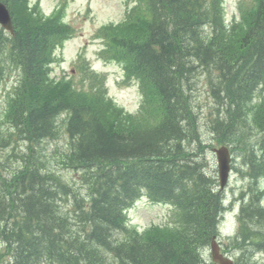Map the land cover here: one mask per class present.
Returning <instances> with one entry per match:
<instances>
[{"label": "trees", "instance_id": "obj_1", "mask_svg": "<svg viewBox=\"0 0 264 264\" xmlns=\"http://www.w3.org/2000/svg\"><path fill=\"white\" fill-rule=\"evenodd\" d=\"M8 1L17 31L7 39L0 31V81L13 72L18 77L0 121V145L24 147L7 155L6 162H17L11 169L0 153V264H209L221 194L207 173L192 91L202 79L209 83L220 105L212 130L223 144H241L234 149L243 162L237 169L258 180L264 174V0H242L239 21L228 26L223 0H133L123 22L101 27L100 55L123 63L127 77L141 84L137 114L118 107L86 65L80 66L85 87L50 77L55 48L74 33L64 7L45 17L39 7L29 13ZM60 137L66 149L55 144L53 157L82 174L85 194L50 166L47 142ZM142 195L173 205V225L142 233L130 226L127 211ZM242 211L252 224L264 220L257 196ZM257 237L244 229L230 239L229 248L242 251L236 264H256L250 256L260 247ZM23 247L31 253L22 254Z\"/></svg>", "mask_w": 264, "mask_h": 264}, {"label": "rangeland", "instance_id": "obj_2", "mask_svg": "<svg viewBox=\"0 0 264 264\" xmlns=\"http://www.w3.org/2000/svg\"><path fill=\"white\" fill-rule=\"evenodd\" d=\"M63 1L68 3L67 19L76 28V35L73 39L66 42L62 49L57 51V55L60 57L61 61L59 64L54 66V75L59 76L63 73H71L72 66L75 65L77 57L81 51H84L96 71L106 74L109 94L126 110L134 112L140 103L139 88L137 84L127 86L124 85V74L121 67L98 59L97 54L101 49V44L98 41H93L95 32L102 24H106L111 21H122L127 8L126 0H41L42 7L48 14H50V12H52L54 8H56ZM225 1L228 16L232 17L234 12L237 13V4L239 0ZM76 75L78 76V73L75 72V76ZM12 82H14L13 76L7 80L6 83L0 84V120L3 119V114L6 108V94L9 91V84ZM77 85L80 86L79 83ZM195 95H198V99L203 105H205L206 102H210L212 104V110L210 111L201 108L203 114H201L199 121L203 123L201 128L203 136H201V140L207 147V159L209 160L211 171H213L214 175H217V161L212 148L213 144H222V142H219L218 137L214 134V130L210 131L207 126V124H211L209 122L214 118L212 115L215 111L214 102L211 99L209 90L203 84L195 87L194 96ZM6 127V125H3V128ZM54 142H60V145L63 146L65 140L63 139L61 141L59 138L54 140ZM240 146L241 144L238 143L236 148H239ZM51 148L52 147H50L49 150H51ZM22 150V144L17 142H15L13 146L9 145L6 147L0 145V153L4 155L3 159H6L8 154H12L9 157L14 158V156H17L16 154L21 153ZM53 155L54 151L48 153V158L51 164ZM8 160L9 162L7 163L3 160L5 166H8L9 169L15 167L16 163H14L10 158H8ZM3 166L4 165L0 167ZM83 183L84 182L82 181L81 184L75 187L80 189L81 193L85 194L83 191ZM259 185H264V180L262 183H259ZM232 190L233 189L230 188L228 191L230 198L233 197ZM240 210L241 205L239 202L237 211H234L236 215L240 212ZM128 216L130 223L140 229H145L152 224L165 226L171 222L173 209L167 205L151 203L146 201V199H143L128 212ZM223 228L225 230L224 233H232V235H235L240 228V224L236 220V217L234 219L227 218ZM219 241L222 247H226L229 244V241L224 238V235H222V238H220ZM23 249L26 250L21 252L22 254L29 255V253H31L29 248L23 247ZM26 262H29L28 264H30L31 261L26 260Z\"/></svg>", "mask_w": 264, "mask_h": 264}, {"label": "bare ground", "instance_id": "obj_3", "mask_svg": "<svg viewBox=\"0 0 264 264\" xmlns=\"http://www.w3.org/2000/svg\"><path fill=\"white\" fill-rule=\"evenodd\" d=\"M213 117L214 118H216L217 117V111H215L213 114ZM200 117H201V113H200ZM200 117H199V120H200ZM254 124V123H253ZM252 125V124H251ZM259 127V126H258ZM259 129V128H258ZM254 129L252 128V131H253ZM260 131H262V130H260ZM263 132V131H262ZM215 134V133H214ZM216 135V134H215ZM253 136H255L254 134H252ZM262 135L264 136V134L262 133ZM241 138V137H240ZM239 138V139H240ZM219 142H221L220 140H219ZM237 142H235V145L233 146V145H231L232 146V148H231V151H234V149H237L236 147H237ZM219 145H225V144H219ZM244 145V144H243ZM248 145V144H247ZM239 148H243V147H239ZM238 150V149H237ZM246 150H248V149H246ZM244 153L246 152V153H248L247 151H243ZM235 153H236V151H235ZM241 154V153H240ZM246 157V156H245ZM243 158V157H242ZM249 158V157H248ZM244 161V160H243ZM7 163V162H6ZM241 163H243V162H241ZM1 170V169H0ZM242 174L243 175H250V170H246V169H242ZM260 178L259 179H262L263 177H264V174H262V175H260L259 176ZM258 179V180H259ZM258 180H256V181H253V183H256V182H258ZM257 190L259 191V192H261V189L260 188H257ZM258 200H264V198H263V196H259L258 197ZM253 202H254V200H252V203H251V205L253 204ZM238 206H239V202L238 201H235L234 203H233V209H234V211H237V209H238ZM71 211V210H70ZM243 215H244V213H243V211H242V208H241V210H240V212L237 214V216H238V218H241V217H243ZM217 218H220L221 219V221H224L223 220V218L221 217V214H220V210L218 211V214H217ZM114 233H115V231H113ZM218 232H219V235L218 236H214V237H216V242H218L220 245H221V243H220V241H219V239L220 238H222V235H223V233H222V231H221V227H220V224H218ZM247 232L250 234V236L251 237H253V238H256L257 236H259L260 235V232H264V220H263V222H258L257 224H253V227L252 228H248L247 229ZM238 233L239 232H237L235 235H232L234 238L238 235ZM214 237L212 238V241H214ZM258 238V237H257ZM258 241H259V244H261V242L263 241V238L262 237H260L259 236V238H258ZM223 248H225V249H229V244L226 246V247H223ZM256 248V247H255ZM257 250V249H256ZM255 250V251H256ZM250 251V253H251V250H249ZM249 253V254H250ZM253 254V253H252ZM210 264V263H209Z\"/></svg>", "mask_w": 264, "mask_h": 264}, {"label": "water", "instance_id": "obj_4", "mask_svg": "<svg viewBox=\"0 0 264 264\" xmlns=\"http://www.w3.org/2000/svg\"><path fill=\"white\" fill-rule=\"evenodd\" d=\"M5 16H6V13L4 12L3 7L0 5V21L3 25L5 24L6 26L11 27L9 18L5 20L4 19ZM218 156H219V163H220V175L222 179L221 183L222 185H224L227 180V175L229 171L230 157H229V153L227 149L225 148H222L220 151H218ZM212 258L218 264H233L230 260L224 258L220 254L219 246L217 245L215 241L212 243Z\"/></svg>", "mask_w": 264, "mask_h": 264}]
</instances>
